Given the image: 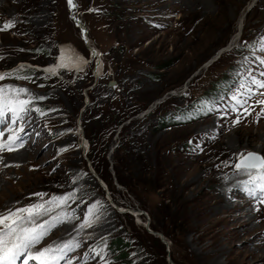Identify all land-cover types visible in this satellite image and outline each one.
<instances>
[{"label":"rangeland","instance_id":"rangeland-1","mask_svg":"<svg viewBox=\"0 0 264 264\" xmlns=\"http://www.w3.org/2000/svg\"><path fill=\"white\" fill-rule=\"evenodd\" d=\"M74 3L0 0V29L14 21L0 30V88L26 89L19 99L43 112L16 125L2 117L4 141L15 134L23 147L0 153V212L42 203L36 193L71 196L42 219L81 227L72 264H264V204L241 190L249 176L224 192L233 212L217 225L207 215L217 179L238 172L240 154L264 156V89L249 94L252 77L264 80V0ZM60 43L95 52L97 76L94 60L77 75L29 69L55 72ZM70 53L62 46L59 65L82 72L85 60ZM21 69L30 71L12 74ZM96 208L98 223L111 225L101 237L82 224ZM57 235L38 247L68 237ZM120 238L126 259L113 248Z\"/></svg>","mask_w":264,"mask_h":264},{"label":"snow or ice","instance_id":"snow-or-ice-1","mask_svg":"<svg viewBox=\"0 0 264 264\" xmlns=\"http://www.w3.org/2000/svg\"><path fill=\"white\" fill-rule=\"evenodd\" d=\"M68 4L72 9L77 7L74 0H68ZM13 26L14 21L9 20L0 30ZM261 48L264 50V42H262ZM261 63L264 64V61ZM260 75L264 76V72H261ZM5 78L4 75H0V81ZM17 78L26 77L18 76ZM251 85H255L258 89H264V80L252 77L249 82V94L252 91ZM25 93L27 90L23 88H0V117L10 113V123L16 125L18 122H23L33 110L43 114L41 109L30 107L32 101L19 99V96ZM261 94L264 95V93ZM238 102L242 106L246 103V101ZM258 103L264 105V100H260ZM3 137L4 133L0 132V153L5 150L8 152L17 151L23 147L22 143H18L21 136L13 134L7 142ZM2 159L3 157L0 155V160ZM234 167L238 173L250 177L241 190L250 198L264 204V156L253 152L241 153ZM34 195L39 196L43 202L21 208H7L0 212V264H18V261L20 264H29L30 261H34L35 264H72V259L67 254L80 247L78 242L64 241L43 248L38 247L51 234V229L66 222L62 217H53L52 222L42 218L48 216L54 207L59 208L65 205L71 196H53L44 200L46 193ZM256 210L259 211V209ZM88 226L91 227V224ZM85 264H88L87 260H85Z\"/></svg>","mask_w":264,"mask_h":264},{"label":"bare ground","instance_id":"bare-ground-1","mask_svg":"<svg viewBox=\"0 0 264 264\" xmlns=\"http://www.w3.org/2000/svg\"><path fill=\"white\" fill-rule=\"evenodd\" d=\"M163 1V0H162ZM158 3V2H157ZM166 3H168V2H166ZM204 6L205 5H207V2H205L204 1ZM236 39V38H235ZM237 41V40H236ZM236 41H234V42H236ZM61 44V48H62V46H71V50H72V53H70V54H73V53H75V55H79V56H82V58L85 60V64H87V59L84 57V55L83 54H81V53H79L75 48H74V46H72L71 44H67V43H60ZM60 48V49H61ZM93 53V55H96L97 56V54L95 53V52H92ZM98 57V56H97ZM99 58V57H98ZM61 59V52H60V56H59V60ZM100 61H101V59L99 58V60H98V63H100ZM59 63H60V61H58V64L56 63V67H57V69H56V71L55 72H60V70L62 69L63 71H75V72H78V71H76V70H70V69H68V68H66V67H64V65H59ZM98 65V64H97ZM38 67V66H37ZM63 67H64V69H63ZM39 68V67H38ZM85 68H86V65H85ZM46 68H44V70H45ZM97 69H98V66H97ZM103 69H104V67H103ZM85 70V69H84ZM80 72V71H79ZM52 73H54V72H52ZM96 73H98V71L96 70V72H95V74ZM103 73V72H102ZM96 76H97V74H96ZM1 122H2V117H0V124H1ZM35 124H28L27 126L26 125H24V126H26V130H25V132H24V134H27V133H29V132H31V128L34 126ZM37 128V127H36ZM36 130H39V129H36ZM37 132V131H36ZM230 142L228 143V145H230V147L231 146H233V143L231 142V140H229ZM232 148V147H231ZM1 155V154H0ZM211 166H213V165H211ZM209 167H210V165H209ZM208 168V167H207ZM228 172V171H227ZM232 172V171H231ZM187 173V172H186ZM223 173V172H222ZM216 174V173H215ZM225 174H226V172H225ZM218 175V174H217ZM244 176V177H246V175H243V174H240V173H238V172H232V173H228V175H226V176H223L222 177V175H221V179H217L218 181H219V183H220V185H219V187H218V189H219V191L217 192V191H215L214 192V198H213V200H210V202H209V209L207 210V215H208V217H209V219L210 220H213V221H211V222H213V223H215V225H217L218 223H220V222H222V218H220L218 215L220 214V213H224V212H233L234 210H235V207L231 204V198L227 195L226 197H224V192H226V191H229V189H230V187H231V185L232 184H236L237 183V180H238V178L240 177V176ZM217 185V184H216ZM218 186V185H217ZM65 206H66V204H65ZM226 210V211H225ZM108 211V210H107ZM143 215V214H142ZM250 215V214H249ZM248 215V216H249ZM246 216V215H245ZM49 217L50 216H45V217H43V218H45V219H49ZM203 218V217H202ZM201 218V219H202ZM205 220V219H204ZM231 220H234V219H231ZM230 220V221H231ZM251 220V219H250ZM75 224H76V222H71V220H67L65 223H63V224H61V225H59V229L57 230H53V232L51 233V234H53L54 236L56 235L57 237H59V235H57V233H59V231H64L65 233H66V235L68 236L67 238H65L66 240H64L63 238H60V239H56V241H54V243H61V242H64V241H70V240H73L75 237H76V242H78L79 244L82 242V240H81V237H80V239H77L79 236H80V234H81V227L80 226H75ZM110 227H111V225L109 224V223H96L94 226H93V228L92 229H94V230H96V231H98V232H100V237L101 236H104V234H106L108 231H109V229H110ZM215 227V226H214ZM50 231H52V229L50 230ZM53 243V242H52ZM219 244L217 243H215V244H212L211 246L209 245L207 248H211V250H212V252H213V250H215L217 247H219L218 246ZM216 246V247H215ZM205 247V246H204ZM207 248H206V250H207ZM78 250V249H77ZM204 251H205V249H204ZM206 252V251H205ZM211 252V253H212ZM217 252H220V250H217L216 251V253ZM214 253V252H213ZM215 254V253H214ZM210 256H213V254L211 255V254H209ZM218 255V254H217ZM209 257V256H208ZM218 257V256H217ZM216 258V257H215ZM217 259V258H216ZM215 259V260H216ZM246 259L247 258H244L243 259V261L241 262V264H246L247 263V261H246ZM246 261V262H245ZM217 262V261H216ZM214 264H215V262H214ZM240 264V263H239ZM248 264V263H247Z\"/></svg>","mask_w":264,"mask_h":264},{"label":"trees","instance_id":"trees-1","mask_svg":"<svg viewBox=\"0 0 264 264\" xmlns=\"http://www.w3.org/2000/svg\"><path fill=\"white\" fill-rule=\"evenodd\" d=\"M29 71L30 70L20 71V72H18V74H25ZM177 121L183 122V121H185V117H181V118L179 117V119H177ZM172 122H174L173 119L169 120L167 123H172ZM164 123L166 124V121H164ZM118 182L120 183V181H118ZM113 248L115 249L116 252H119V255L117 257H119L121 259L127 258V254H128L127 250L129 249V244L124 239L120 238L117 241H115L113 243Z\"/></svg>","mask_w":264,"mask_h":264},{"label":"water","instance_id":"water-1","mask_svg":"<svg viewBox=\"0 0 264 264\" xmlns=\"http://www.w3.org/2000/svg\"><path fill=\"white\" fill-rule=\"evenodd\" d=\"M150 231V230H149ZM153 235H155V236H159L160 238H161V240L164 242V243H166L167 244V242L164 240V236L162 235V234H160V233H157V232H153V231H150ZM170 261H171V259H170ZM171 263L172 264H174L172 261H171Z\"/></svg>","mask_w":264,"mask_h":264}]
</instances>
